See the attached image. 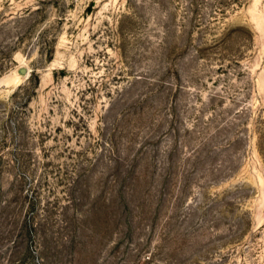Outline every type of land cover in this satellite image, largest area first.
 <instances>
[{
  "label": "rangeland",
  "instance_id": "374dc122",
  "mask_svg": "<svg viewBox=\"0 0 264 264\" xmlns=\"http://www.w3.org/2000/svg\"><path fill=\"white\" fill-rule=\"evenodd\" d=\"M0 264H264V0H0Z\"/></svg>",
  "mask_w": 264,
  "mask_h": 264
}]
</instances>
